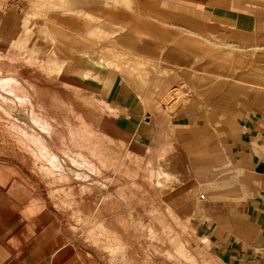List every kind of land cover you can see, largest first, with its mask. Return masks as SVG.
Instances as JSON below:
<instances>
[{
	"label": "crops",
	"instance_id": "obj_1",
	"mask_svg": "<svg viewBox=\"0 0 264 264\" xmlns=\"http://www.w3.org/2000/svg\"><path fill=\"white\" fill-rule=\"evenodd\" d=\"M119 1L118 23L85 25L88 34H106L103 42L65 41L78 24L52 27L22 10L5 16L0 31L11 35V53L36 64L49 63L53 50L71 56L59 65L75 77L86 112H103L110 136L124 138L155 169L164 206L221 264H264V90L242 88L239 72L224 78L219 51L224 43L264 41V19L240 0ZM72 5V16L91 9ZM8 12L0 8V16ZM178 85L194 97L173 114L159 113ZM16 187L0 185V264H71L61 217L49 214L46 201L31 200L30 185L18 194Z\"/></svg>",
	"mask_w": 264,
	"mask_h": 264
},
{
	"label": "rangeland",
	"instance_id": "obj_2",
	"mask_svg": "<svg viewBox=\"0 0 264 264\" xmlns=\"http://www.w3.org/2000/svg\"><path fill=\"white\" fill-rule=\"evenodd\" d=\"M65 1L61 5V0H0V8H9L0 16V30L4 17L20 10L52 27L59 22L68 28L78 24L64 32L65 41L76 36L84 42L101 37L98 41L103 42L106 34L90 35L85 25L104 20L118 23L120 1ZM238 2L264 19V0ZM73 3L76 7L90 4L95 11L81 10L72 16L66 7ZM11 40V35L0 31V185L13 181L15 194L20 186L30 185L31 200L46 201L49 214L61 217L63 224H57L62 227V245L69 251L65 260L73 259L71 264H221L196 230L164 206L156 192L155 169L124 138L110 136L103 112H86L87 99L74 88L75 77L59 65L60 60L69 65L71 56L61 57L53 50L49 63L36 64L23 54L11 53ZM219 49L224 78L239 72L242 88L264 90V41L248 46L224 43ZM194 95L178 85L165 93L157 110L173 114ZM89 206L101 208L94 211Z\"/></svg>",
	"mask_w": 264,
	"mask_h": 264
},
{
	"label": "bare ground",
	"instance_id": "obj_3",
	"mask_svg": "<svg viewBox=\"0 0 264 264\" xmlns=\"http://www.w3.org/2000/svg\"><path fill=\"white\" fill-rule=\"evenodd\" d=\"M115 1V3H118V2H116V1H119V0H114ZM64 1H62V3H63ZM229 48V47H228ZM231 49V48H230ZM170 94V93H169Z\"/></svg>",
	"mask_w": 264,
	"mask_h": 264
}]
</instances>
